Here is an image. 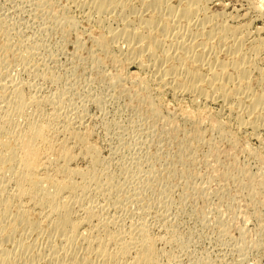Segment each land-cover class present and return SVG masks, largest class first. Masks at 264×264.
Instances as JSON below:
<instances>
[{
	"label": "rangeland",
	"instance_id": "1",
	"mask_svg": "<svg viewBox=\"0 0 264 264\" xmlns=\"http://www.w3.org/2000/svg\"><path fill=\"white\" fill-rule=\"evenodd\" d=\"M130 2L138 6L136 0ZM176 2L169 0L171 5H177ZM205 2L207 12L225 17L233 26L245 27L249 38L246 46L255 40L264 45V0ZM85 10L84 7L71 5L67 0H0V16L13 30L11 36L15 42L11 46L16 48L19 44L18 52L13 47H10L14 49L13 52L10 48L8 52L4 46L0 47L3 48L0 49V82L15 81L21 91L24 90V95L33 92L40 98H48L61 94L63 110L67 109L68 116L73 119L81 117L82 130L89 132L87 140L97 150L98 159L101 160L98 162L104 164L98 163L95 168H107V173H112L111 176L114 174V181L122 189L118 188L122 192L116 191L118 197L127 194V189L134 191H128L131 195L125 199L126 202L118 203L121 207L125 202L123 211H117L116 207L107 204V213H120L127 222L129 219L125 216L130 210L132 213L137 210L135 213L143 216L153 234L166 236L168 232L173 233L177 237L173 244L158 245L170 254L169 260L177 261L172 264H264V131H260L258 140V136L251 137L245 130L236 133L234 123L229 121L228 125H221L223 130L218 133L215 120H226L225 113L217 115L220 109L218 103L209 104V113H191L189 111L195 108L189 104L188 96H175L171 90L160 93L154 87L148 91L145 88L149 77L147 71L136 63L124 62L116 54V49L105 51L106 54L96 42L102 34H108L106 30L119 29L120 24H125L135 15L129 13L122 21L114 12V16L106 20L108 22L98 24L84 18ZM70 16L76 19L72 29L67 23ZM17 39L19 42L23 40L22 46ZM28 44L32 45H29L32 50L27 47ZM123 45L120 46L125 49ZM20 50L27 54L23 51V55ZM24 59L32 62L31 65ZM256 65L257 71L251 83L253 89L259 87L254 76L264 74V46L256 55ZM180 103L184 104L180 107ZM50 108L52 105L44 106L43 112L48 114ZM71 141L68 168L90 172L93 165L84 145L74 139ZM48 153L46 157L42 155L44 169L41 175L59 180L63 174L59 171V162L54 160L57 149ZM77 177L73 178L75 182L80 181ZM149 180H153L152 183ZM135 191L137 196L139 191L144 193L139 192L143 198L138 202L134 199L139 198ZM66 195L63 194L64 197ZM102 200V197L97 198L96 203L101 204L104 202ZM46 202L45 210L48 211L53 201L48 199Z\"/></svg>",
	"mask_w": 264,
	"mask_h": 264
},
{
	"label": "bare ground",
	"instance_id": "2",
	"mask_svg": "<svg viewBox=\"0 0 264 264\" xmlns=\"http://www.w3.org/2000/svg\"><path fill=\"white\" fill-rule=\"evenodd\" d=\"M67 1L73 6L84 7V18L98 24L111 19L114 12L122 21L129 13L135 15V18L131 17L125 24H120L122 26H119V29L109 28L106 30L108 34H100L96 42L104 52L116 49V54L118 53L124 62L136 63L142 70L147 71L149 77L146 86L145 83L143 85L148 91L150 87H154L159 89L156 91L160 93L171 90L175 96H188L189 104L195 108L189 111L191 113H209V104L218 103L220 109L217 115L226 114L225 121L214 119L218 133L223 130L221 125H228L229 121L234 123L236 133L245 130L249 136L257 137L260 131H264V74L254 76L258 89H253L251 85L253 74L257 71L256 55L264 45L259 41L250 40L251 43L247 47L245 42L249 38L245 27L233 26L225 17L207 12L205 0H177V5H171L169 0H136L137 7L131 4V0ZM143 13L146 15L143 16ZM68 18V22H65L72 29L76 19L71 16ZM4 19L0 16V37L3 38V45L0 47L4 46L9 52L8 49L13 47L11 45L15 41H12V29L10 30V25ZM22 41H18L20 46ZM120 43L125 44V49H122L120 45L123 44ZM29 45H32H27L31 49ZM17 46L13 48L18 52ZM11 48L10 51L13 52L14 49ZM23 51L20 50L21 53ZM25 62L22 64L29 63ZM18 85L15 81L0 82V264H172L176 261L169 260L170 254L158 246L159 243L166 245L177 240L173 233L168 232L166 236L153 234L143 216L139 212L136 214L137 210L136 213L130 210L125 216L129 219L127 222H124L125 219L121 218L120 213H107V208L111 205L116 207L117 211H123L125 199L130 198L131 191L127 189L125 192L128 195L123 193L124 196L118 197L116 191L120 186L114 181V174L111 176L112 173H107L104 166L101 170L95 168L104 164L100 163L97 150L87 140L89 132L82 130L83 121L78 117L80 114H77L76 119L68 116L67 109L63 110L60 103L61 94L56 95L57 97L52 95L56 99L48 97L49 95L48 98H40L33 92L25 96L22 93L24 90L21 91ZM181 104L184 103L179 106ZM47 105H52L48 114L43 112L44 106ZM257 138L260 140L259 136ZM71 139L84 145L93 165L90 172L75 167L68 168ZM55 148L58 154L54 160L59 162V171L63 174L59 180L41 175V170L44 169L42 155L46 157L50 154L48 152ZM74 176H78L80 181L75 182ZM135 193L137 196L136 191ZM63 194L67 195L64 197ZM101 197L104 202L97 204L96 199ZM141 197L133 198L138 202L143 198ZM48 199L53 202L46 211L45 203ZM123 200L125 202L120 207L118 203Z\"/></svg>",
	"mask_w": 264,
	"mask_h": 264
}]
</instances>
